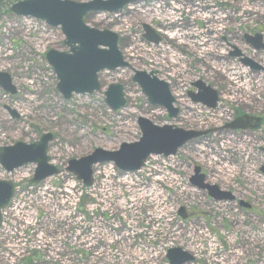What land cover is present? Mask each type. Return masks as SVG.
<instances>
[{
  "label": "rangeland",
  "instance_id": "obj_1",
  "mask_svg": "<svg viewBox=\"0 0 264 264\" xmlns=\"http://www.w3.org/2000/svg\"><path fill=\"white\" fill-rule=\"evenodd\" d=\"M22 1L25 0H0V73L10 77L15 89L11 95L0 88V147L17 142L31 144L42 134L50 133L53 140L49 144L48 156L51 164L60 169V174L32 185L30 181L35 166L28 165L8 175L0 167V180L14 185V195L3 211L0 226V264H92V255L98 254V247L87 250L84 244L74 245L72 237L78 235L82 240H88L94 233L100 237L102 231H109L115 238H121L133 233L121 227L126 218L136 223L139 233L127 251L119 244L107 250L112 255L113 264H135L131 253L139 247L143 251L157 249L156 260L149 264H169L166 251L173 248L193 257L192 262L185 264H215L205 252L210 240L214 242L213 257L220 259L222 264H264V173L259 170L264 168V153L259 149L264 145V124L249 133L209 132L187 142L175 156L149 157L140 173L128 172L126 175L113 164H97L92 168V185L89 188L64 172L69 160L86 157L96 149L113 152L121 144L138 142L141 134L137 121L140 118L159 127L171 125L184 130L203 131L218 130L220 125L233 119L236 111L264 114V0L207 1L206 4L223 16L226 23L217 33H207H213L215 37V50L223 52L220 58L215 59L210 52L203 50L196 54L191 49H175L160 34L161 23L151 9L158 4L165 7L169 3H182L180 6L185 9L189 0H140L116 14L88 15L84 18L88 27L108 30L118 36L119 51L129 67L100 73L97 92L72 95L67 101L57 92L55 74L45 60L50 50L68 52L63 46L60 28L14 16L11 6ZM69 1L83 3L90 0ZM188 16L185 11L176 13L181 24L189 21ZM192 23L197 31H205L204 21ZM143 25L161 36L158 45H150L143 40ZM256 35L261 39L258 47L246 39ZM140 45L155 47L151 54L155 61H149L150 55L147 56ZM166 47L182 58L181 73H172L167 67L168 56L162 51ZM232 64L246 69L262 89L256 90L251 83L247 91L236 90L229 77L223 74L226 66ZM134 71L155 72L164 81L168 80V74L174 75L172 79L175 81L170 82L169 87L176 100L174 107L182 113L170 120L163 109L151 106L132 81ZM180 77L186 84L179 81ZM196 79H202L215 88L219 95L215 110H208L189 99L188 92L192 91L190 81ZM112 84L124 88L126 103L117 111H111L104 102V92ZM7 108L13 110L18 118L12 119ZM107 166L110 168L108 181L101 172ZM195 166L202 168L209 184L233 193L236 201L241 199L249 203L251 211H240L235 204L206 198L189 183ZM152 168H159L162 175L177 181L171 184L156 179L152 181L156 193L161 195L158 201L168 211L162 212L164 217L160 221L151 223L157 230L166 228L167 233L172 234L161 237L156 233V238L160 237L161 241L149 244L152 231L149 223L142 221L150 214L147 203L133 207L127 202L131 209L123 211L116 205L122 198L107 199L105 183L111 182V190L115 192H124L120 180L129 177L139 180V177L147 182L143 174ZM57 194L61 195L59 200ZM44 201H49L50 206L60 210L66 218L55 220L41 206ZM17 206L21 207L18 212L14 211ZM181 208L190 213L189 216L182 219L179 216ZM109 226L119 229L115 231ZM189 230L201 236L197 243L188 241L186 233ZM103 245L98 241L97 246ZM199 246L203 251L197 249ZM101 249H106V246ZM193 251L194 256L190 253ZM228 252L232 256L226 258ZM96 262L108 264L100 259Z\"/></svg>",
  "mask_w": 264,
  "mask_h": 264
},
{
  "label": "water",
  "instance_id": "obj_2",
  "mask_svg": "<svg viewBox=\"0 0 264 264\" xmlns=\"http://www.w3.org/2000/svg\"><path fill=\"white\" fill-rule=\"evenodd\" d=\"M135 1L137 0H91L78 3L69 0H25L12 5L10 11L14 16L35 19L52 28H60L64 37L63 46L68 52L50 50L46 53L45 60L55 74L57 92L67 101L72 95H91L97 92L100 89L99 73L113 72L127 67L118 50L116 34L108 30L99 31L90 28L84 23V18L89 14H116L124 6ZM145 31L144 37L156 43L152 31L146 26ZM249 41L258 47L260 37L256 36ZM132 81L138 85L151 106L164 109L169 119L176 117L174 99L165 82L143 72H135ZM0 88L11 95L15 93L11 79L5 73H0ZM200 89L201 92L194 102H201L209 109L214 108L217 103L216 92L205 86H201ZM104 101L111 111L122 109L125 105L123 87L119 84L110 85L104 92ZM6 110L12 119L18 118L13 110L8 108ZM251 122L252 118L243 116L235 120L230 128L234 131L258 128L257 120ZM137 125L141 134L138 142L121 144L119 149L113 152L96 149L86 157L68 161L65 171L81 181L85 187H90L94 165L112 163L123 173L136 172L144 166L148 157L174 156L187 142L205 134L185 131L171 125L155 126L142 118L137 121ZM52 139L50 133H45L31 144L17 142L0 147V167L6 174H10L19 168L34 165V175L31 180V184L34 185L58 175L59 170L50 163L48 156V146ZM199 172L200 169L196 167L191 177L192 186L196 188H201L204 179ZM205 187L210 191L209 196L216 201L232 199L230 193L222 192L216 186ZM13 193V184L0 180V225L1 211L7 207ZM244 208L249 207L244 205ZM181 218L184 216L181 215ZM166 258L169 264H185L193 260L189 253L179 248L167 250Z\"/></svg>",
  "mask_w": 264,
  "mask_h": 264
},
{
  "label": "bare ground",
  "instance_id": "obj_3",
  "mask_svg": "<svg viewBox=\"0 0 264 264\" xmlns=\"http://www.w3.org/2000/svg\"><path fill=\"white\" fill-rule=\"evenodd\" d=\"M199 1V2H197ZM208 0H189L186 3V8L183 9L180 5L182 3H169L165 7L162 4H158L154 6L153 9H151L152 14L155 15V17L160 21L161 23V36L162 38L168 42L169 44L173 46H177L180 48H186V49H191L194 50L196 53L197 51H205L207 53L210 52V54L214 58H220L223 55V52L221 51H216L215 50V45L216 41L215 39L213 40L214 35L207 33L209 32H218L224 26L226 23L224 22V17L219 15L212 6L207 5ZM185 11L187 14H189L188 18L189 21L186 24H181L178 22L176 19V13ZM148 12V11H147ZM146 13V12H144ZM195 20H202L204 21V27L206 28L205 31L199 32L197 31L194 26H193V21ZM206 21V22H205ZM140 49L146 53V55H150V60L155 61L154 59L151 58L152 50L155 51V47L153 46H145V45H140ZM206 48V49H203ZM164 53H166V56L168 58L165 59L169 63L167 66L168 68H173L175 71H179L182 66V58L178 57L175 55L173 52L169 51V49L163 48ZM212 52V53H211ZM197 54V53H196ZM163 66V65H162ZM224 68H222L223 71ZM223 74H226V77L228 76L229 79L232 81L233 85L235 86V89H243L244 91H247L248 88H250L251 83H254L255 89L256 90H261L262 86L259 85V82H256L254 78H252L249 75V72L242 68L241 66H238L237 64H232L229 66H226L224 69ZM225 77V79H226ZM107 171V172H106ZM110 168L109 166L102 168L101 172L103 174V177L105 179H110ZM142 170L136 171L137 173H140ZM153 173V175H149ZM106 174L107 176H104ZM128 175V173H126ZM158 178H157V177ZM163 176V177H162ZM143 178L148 179L147 182H144L143 179L139 178L133 179V178H123L122 180L119 181V184L123 187L122 191L124 189V192H115L111 190V182L105 183V188L107 189V199H112L113 197H116L117 199L122 198L121 202L116 204L117 208L126 211L131 209V207L127 206V202H130L131 205L134 206H139L140 203H147L148 208L150 210V214H147L145 216V219L142 218V221H147L150 226V231H152V238H148V243L152 244L155 241H161L160 237L157 239L156 238V233L163 237L167 236L172 233H167L166 228L163 229H156V225L152 224L151 222H158L164 217L162 212H167L168 208L163 207L164 205L158 201V199L161 197L160 194L156 193V190L154 188V185L152 183L153 180L156 179V181H168V183L175 182V180L172 177H165L162 175V171L159 170V168L155 169L152 168V171H147L143 174ZM94 192V188L92 189ZM182 191L181 193H183ZM59 197H61L60 194H57V200H59ZM124 199V200H123ZM41 206H44L50 214L53 216V218L57 221H63L66 216L65 214L61 213L60 210L57 208H52L50 206L49 201H44L41 203ZM21 207L17 206L14 211H20ZM130 213V212H128ZM131 219V218H130ZM136 221L139 220V218L135 219ZM112 228V230L117 231L119 228L115 226H109ZM122 228L125 229H130L133 233H129V235H124L121 236V238H115L113 234H110L109 231H102L100 237L94 233L93 236H91L88 240H82L78 235H74L71 239V242L74 243V245H79L84 244L86 245L87 250H92L94 247H98V254L92 255L91 258V263L96 264V260L100 259L105 261L108 264H113V259L111 258L112 255L110 252L107 250L110 249L112 245H117L119 244L122 249H125L126 251L128 250L129 247L133 245V238H135L136 235H138L137 225L133 221L131 222L130 220L123 219V225L121 226ZM186 233V232H185ZM99 234V233H98ZM202 235V234H201ZM186 236L188 237V241L192 243H197L198 238L201 237L199 234H197L193 230H189L186 233ZM66 237V236H65ZM171 237V235H170ZM64 240V238L62 239ZM93 241V242H92ZM98 241H102L103 244L106 246V249H101L103 246H97ZM121 241V243H120ZM213 241L210 240L208 243V246L205 250L207 257L213 261L215 264H222V261L219 259H215L213 257V252H214V245ZM108 246V247H107ZM52 248V247H51ZM101 249V250H100ZM199 251H203L202 247H197ZM194 256V251L190 252ZM131 255L134 257L136 260L135 264H149L152 263L154 260L157 258V249L150 251L149 249H145L144 251L138 248V250L133 251ZM234 255V254H233ZM226 258H229V256H232L230 252L226 253ZM50 260V259H48Z\"/></svg>",
  "mask_w": 264,
  "mask_h": 264
},
{
  "label": "flooded vegetation",
  "instance_id": "obj_4",
  "mask_svg": "<svg viewBox=\"0 0 264 264\" xmlns=\"http://www.w3.org/2000/svg\"><path fill=\"white\" fill-rule=\"evenodd\" d=\"M138 1H140V0H138ZM142 1H146V0H142ZM151 1V0H150ZM152 1H155V0H152ZM137 2V1H136ZM123 10V9H122ZM121 10V11H122ZM148 28L149 29H151L149 26H148ZM142 30H143V34H142V38H143V40H145V41H147L150 45L151 44H154V45H158L159 43H160V41H161V36L160 35H158L157 33H155V31H152L153 32V35H154V39H156V43H153V42H150L149 40H147L145 37H144V35L146 34V31H145V25H143L142 26ZM152 30V29H151ZM100 31V30H99ZM102 31V30H101ZM104 31V30H103ZM250 37V36H249ZM247 39V38H246ZM248 40V39H247ZM223 41H224V39H223ZM119 44V39H118V36H117V45ZM168 45H171V44H168ZM171 46H173V45H171ZM175 49H177L176 47L177 46H173ZM118 49H119V46H118ZM238 54V53H237ZM123 55V54H122ZM124 57V56H123ZM211 57H213V56H211ZM215 59V58H214ZM124 60H126L125 58H124ZM247 62V61H246ZM126 64H127V66L129 67V64L126 62ZM171 69V71H172V73L173 72H175V70L173 69V68H170ZM149 75L151 74L152 76H154V77H156V78H158L157 77V73H155V72H150V73H148ZM168 76H169V78H168V80H166L165 82L167 83V86H168V89H169V91H170V87H169V84H171L170 82H172V81H175V80H173L172 79V76L174 77V75H171V74H168ZM133 79V78H132ZM159 79V78H158ZM184 79V78H183ZM183 79H182V77H180L179 78V81H181V83L183 82V83H185L186 84V82H185V80L183 81ZM164 81V80H163ZM177 86V85H176ZM191 88H192V91H190V92H188V97H189V99L192 101V103H195L194 102V99H196V98H198V94L201 92V89H200V87L202 86H205V87H210L211 89H213L215 92H216V90H215V88L214 87H212L211 85H209V84H206V83H204V81H202V79H196L195 81H193V82H191L190 81V85H189ZM171 92V91H170ZM216 94H217V103H216V106L214 107V108H212V109H209V108H207V106L206 105H204V104H202L201 102L200 103H196V104H200V105H202L203 107H205L206 109H208V110H215L216 109V107H217V105H218V103H219V95H218V93L216 92ZM176 104V100L174 99V105ZM176 110H177V114H176V117L175 118H177L182 112H180V110L179 109H177V108H175ZM247 113H241V112H238V111H236L235 112V115L233 116V119H230L229 121H227L226 123H224V124H222V125H220V127L218 128V130H214V129H212V130H210V129H206V130H203V131H199V130H185V131H196V132H204L205 134L204 135H202V136H206V135H208V134H210L209 132H211V133H213V131L215 132V131H223L224 133H228V132H230L231 131V133H249L250 131H252V130H250V131H248V130H244V131H241V130H239V131H233L231 128H230V125L233 123L232 121L234 120H237V119H239V118H241V117H243V116H247V117H249V118H252V122L251 123H254L256 120L259 122V125H258V128L259 127H261L263 124H264V114H256V113H254V112H250V111H246ZM168 118V117H167ZM174 118V119H175ZM229 122H232V123H229ZM257 128V129H258ZM256 129V130H257ZM184 130V129H183ZM256 130H253V131H256ZM202 136H200V137H202ZM199 138V137H198ZM196 139V138H195ZM194 140V139H193ZM187 144V143H186ZM185 144V145H186ZM184 145V146H185ZM183 146V147H184ZM182 147V148H183ZM182 148H180V149H182ZM179 149V150H180ZM260 149V151L262 152V153H264V145H263V147H260L259 148ZM196 167V166H195ZM194 167V168H195ZM263 167V166H262ZM193 168V169H194ZM200 168V167H199ZM260 170V172H262V173H264V168H260L259 169ZM199 174H201L203 177H204V179L202 180V183H201V188H197V190L199 191V192H201L206 198H209L210 200H214L213 198H211L209 195H210V191L208 190V188H206L205 186L206 185H213V186H216V185H214V184H209L208 183V181L206 180V177L204 176V174H203V171H202V168H200V172H199ZM189 183L190 184H192V182H191V179H189ZM220 191H222L223 192V190H221L220 188H219V186H216ZM225 192V191H224ZM228 193H230V192H228ZM231 194V196H232V199H230V200H222L223 202L225 201V202H229V203H231V204H235V205H237V209L238 210H242V209H246V210H249V211H251V209H252V206L249 204V203H246V202H244V201H241V199H237V201L235 200V197H234V194L233 193H230ZM217 196H219V194H216ZM214 201H216V200H214ZM242 203V204H241ZM244 205L246 206H248L249 208H244ZM189 214L190 213H185V211L184 210H179V215L181 216H184V218H186L187 216H189Z\"/></svg>",
  "mask_w": 264,
  "mask_h": 264
}]
</instances>
